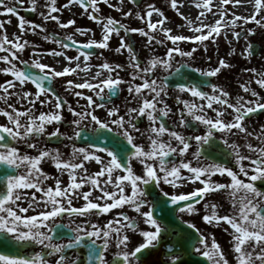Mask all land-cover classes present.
<instances>
[{
    "label": "snow or ice",
    "instance_id": "1",
    "mask_svg": "<svg viewBox=\"0 0 264 264\" xmlns=\"http://www.w3.org/2000/svg\"><path fill=\"white\" fill-rule=\"evenodd\" d=\"M242 2L252 6L251 14L239 15L226 7L230 3L240 5ZM100 3L121 11L119 5L124 0H118L117 4H111L110 0H66L59 7L57 0H46V11H40L39 15L44 21H55L60 29H67L75 21L69 19L62 22L59 15L54 13H60L74 4L79 5L89 19L100 25L99 39L77 41L72 34H68L66 40L70 43H66L54 34H44L42 39L57 44L60 48L58 51L55 48L38 50L34 42L23 39L25 33L36 34L37 30L46 32L43 24L19 15L17 5L23 7L25 0H16L15 4L0 0V14L16 15L19 30V34L14 33L9 38L5 24L11 21H0V74L11 77L0 83V101L6 105L0 107V115L7 118V123L0 124V165L12 170L11 173L5 171L0 180V245L16 249L15 252L0 250V264H80V257L69 256L67 251L81 248L86 250L85 264H141L146 252L158 249L164 242L163 238L169 234V224L173 222L171 217L176 214H180L182 223L189 230H194L191 238L195 243L189 247L185 239L181 238L175 241L178 247L172 243L165 244L168 260L163 264H183L185 253L199 255L208 264H229L214 234L209 242L208 236L196 224L183 220V214L201 213V202V220L206 225L221 226L223 222L230 226L235 264H264V188L258 187V182H264V125L261 126V132L255 135L259 145H253L247 138L254 134L245 124L251 114L264 111V97L251 87L255 83L264 89V71L244 69L253 75L241 83L240 88L254 99L239 95L233 101L229 91L208 79L217 77L223 69L231 66L223 57L218 60L216 67L193 68L187 60L175 67L177 55L194 58V53L201 47L207 52L206 41L211 40L215 44L221 35L229 44L242 36L247 40L245 32L251 35L255 29H243V25L251 21L264 27V0H218L217 3L200 0L195 3L199 11L194 20L185 17L192 35L173 33L171 28L165 26L168 18L164 12L151 3L136 13L137 18L145 24V27L139 28L101 15ZM132 3H138V0H132ZM180 3L184 4L185 0H180ZM29 7L31 11H37L38 0H29ZM170 7L181 16L184 15L180 13L178 0H170ZM154 13L158 17L156 20H153ZM122 15L129 17L132 10L122 11ZM184 26L181 24L178 27ZM238 27L242 30L237 31ZM86 31L91 32L75 28V32L81 35ZM131 33L146 37L145 47L168 42L171 46L162 56L152 55L142 61L134 45L126 40ZM229 33L232 39H229ZM113 35L118 38L115 52L126 51L127 64H113L107 60L95 66L89 64L93 55L91 50L108 49ZM157 35L162 38L157 39ZM181 42H192L193 47L184 50ZM71 47L76 48V55L69 56L64 51ZM251 48L249 43L244 50L248 56L252 55ZM26 49L31 50L28 59L21 55ZM45 56L56 58L55 63H60L59 58L62 57L63 66L58 69L53 64L43 62ZM208 59L211 60V57ZM184 68L199 73L201 80L178 81L175 84L178 93H187L192 97L181 99L179 94L176 95V102L182 105L178 109V124L180 128L203 125L205 131L202 134L189 136L179 130H170L163 120L172 112L165 99L169 95V78H182L181 69ZM161 70L167 75L161 76ZM120 71H127L129 78L121 77ZM81 73L84 78L79 82L73 79L64 81L69 94L85 101L81 105L77 99V108L58 95L51 85L56 78L73 74L80 76ZM28 83L34 86L35 91L25 90ZM121 85L127 86V92L137 106L127 108V119L115 105L107 108V119H100L95 110L111 102L112 97L122 90ZM204 87L210 91H204ZM84 89L90 94L82 91ZM12 96H16V103L27 106L21 109L9 103ZM37 103L42 107L51 105V110L37 114ZM214 104L217 107H213ZM65 109L72 116L68 125L73 129L72 134L62 133L58 126L47 132L49 125H59L64 121ZM229 109L231 118L225 119ZM208 110L214 116H209ZM142 118L149 122L145 130L148 134L147 147L136 143L133 135L140 132L137 122ZM84 121H88V125H84ZM89 126L95 136L90 138L86 147H77L75 141L81 139L82 132ZM109 132H115L116 136L110 138V144L101 145L100 137H107ZM165 134L167 142L161 139ZM240 134L245 137L244 144L236 140L230 142V137ZM45 135L49 140L63 136L72 141L66 145L70 148L66 159L59 149L38 148L37 143L29 142ZM217 140L234 159L235 170L218 160H209L204 155L209 150H215ZM13 141L27 144L31 149L38 148V154L21 153ZM45 159L53 163L60 176L67 174V183L43 170L41 162ZM133 159L143 166L139 174L132 167ZM244 161H248V164ZM89 162H95L99 166L98 171L90 172L86 167ZM217 175H226L227 182L215 180ZM49 179L54 181L53 184L46 183ZM197 182L200 186L191 191H178L182 185H195ZM162 184L171 186L173 191L164 190ZM86 185L88 188L84 191ZM25 190L34 191L29 193ZM94 192L99 195L94 196ZM217 192L227 193L231 202L230 214H219L218 205L206 199L209 194ZM22 200L27 201L26 207L18 203ZM74 200H82L83 203L77 206ZM125 208L131 209L135 215H128L123 210ZM114 209L119 211L110 219L102 223L83 219L80 224L70 228V235L57 239V229L69 227L60 222L65 215L101 217ZM158 210L161 215H157ZM30 212L33 214H28ZM141 224L146 227L140 228ZM223 230L227 232L228 228ZM130 233H138L142 237L141 242L130 247ZM37 245L40 250L34 251L32 255L20 252V249ZM110 247L114 248L111 259L107 258Z\"/></svg>",
    "mask_w": 264,
    "mask_h": 264
},
{
    "label": "rangeland",
    "instance_id": "2",
    "mask_svg": "<svg viewBox=\"0 0 264 264\" xmlns=\"http://www.w3.org/2000/svg\"><path fill=\"white\" fill-rule=\"evenodd\" d=\"M46 0H38V7L37 11H35L36 15L34 18H26L23 13V9L30 8L29 7V0H25V4L23 7H20L17 5L18 10H19V15L24 16L26 20L33 21L35 23H41L44 25V28L46 32H40V30H37L36 34L32 33H25L23 36V39H27L30 42H34L37 45L38 50H47V49H57L58 51L60 50L59 46L55 44L52 41H45L42 39V36L44 34H50V32H54L58 34L59 36H63L66 38L68 34H72L73 38L77 41H86L89 38H95L99 39L101 37V31H100V25H98L96 22L92 21L91 19L88 18L87 15L84 14L83 9L79 5H70L68 8L63 9L60 13H54L58 14L60 17V20L62 22H66L69 19H73L75 21L74 25H70L67 29H60L55 21H44L42 17L39 15L40 11H46L44 9V3ZM200 2V0H185V3L190 7L191 11L188 16L183 15L181 16L180 14L177 13V11L171 9L170 7V0H142V2L139 5H135L132 3V0H124V3L122 5H119L121 8V11H116L115 8L109 7L107 5H104L103 3H100V8H101V15L104 16H111L113 18H116L120 20L121 23L127 24L129 27H145V24L143 21L139 20L136 16L137 12H141L142 10L145 9L146 4H153L154 7L161 9L165 16L168 18L165 23H169L170 27L173 30V33L176 34H184V35H192L193 33L188 30L187 27V19H192L196 17L198 14V9L195 7V3ZM218 0H213V3H217ZM6 3L8 4H15L16 0H6ZM66 3V0H57V6H61ZM111 4H117L118 0H110ZM226 7L232 8L233 11H235L239 15H249L252 13L250 11V8L252 7L251 5H246L244 2H242L240 5H233L229 4ZM131 9L132 10V15L129 17H124L122 15V11H127ZM180 9V8H179ZM241 9H243L241 11ZM215 10V9H214ZM91 11V9H89ZM181 13V11H180ZM158 17L154 13L153 14V20H156ZM259 18V16L257 17ZM5 20H10V24H5V28L7 31V35L9 38L13 37V34H19L18 30V19L17 16L14 14H9V15H4L0 14V21H5ZM209 20H211V16H209ZM242 23V22H238ZM184 24L185 26L183 28L178 27L179 25ZM80 27L81 29L84 30H91V32H85V34L81 35L80 33L75 32V28ZM247 28H253L255 29L254 34L248 35L245 32V35L248 36L247 40L243 38V36L239 40H233L231 44L227 43V41L224 39L223 35L218 37L217 42L214 44L211 42V40L206 41L208 45V50L207 52L204 51V49L201 47L199 48L195 53H194V58H182L179 57L178 55L175 57V67H177L181 62H184L187 60L188 63L194 64V63H199L200 68H208V67H216L218 64V60L223 57L228 63L231 65L227 69H223L220 74H218L217 77L212 78L211 81L212 83L219 84L221 87H223L225 90L229 91L231 94V97L234 101L236 96L239 95H244L246 99H254L250 95L244 93L242 89L240 88V84L246 82L248 79L252 77V73L245 72L244 69H251V68H256L258 72L264 71V27H260L259 25H256L254 22H249L245 25H243V29ZM237 31H241L242 29L238 27L236 29ZM121 35H124L123 32H121ZM132 37L134 38L135 41V48L138 50V56L141 58L143 61L146 60L148 57L152 55H163L164 52L166 51L167 47L171 46V43L168 42L165 45H159L153 43L151 47H145L146 44V37L141 36L138 33H131ZM162 38L160 35H157V39ZM229 39H232L231 33H229ZM126 40H130L129 38H126ZM253 42L259 43L263 49L260 52V55H254V56H248L245 53V48L246 46L250 43L252 44ZM118 46V38L113 35V38L110 40V47L108 49H100L99 53H93L91 56L90 60L88 61L89 64L91 65H97L99 63H102L104 60L109 61L110 63H122V64H127V59H128V54L126 51H122L121 53H116L115 48ZM181 47L184 50H189L191 47H193L192 42H181ZM234 50V51H233ZM66 54L69 56L76 55V49H71L68 48L66 50ZM31 54L30 49H26L21 55L22 58L28 59ZM208 57H211V60L208 59ZM43 62L53 64L55 67L59 69V65L55 63L54 58L50 56H45L43 58ZM120 76L124 77L125 79H128V72L127 71H120ZM167 73L163 72V70L160 71V75H166ZM81 75V74H80ZM80 76H77L75 74L71 76H66L64 78H56L54 83L57 87V90L59 94L68 102L70 103L73 107H77L78 105L76 104L77 99L80 100V104L83 105L85 101L81 98H77L71 94H69L65 87H64V81L66 79H73L74 81H77V79ZM6 79H11L10 75L6 76L4 74H0V83H3ZM139 82V81H137ZM256 91L260 93L261 97H264V89L259 88L255 83L251 85ZM121 97L113 102H109L105 104L104 108H98L95 110V114L100 118V119H107V108L112 107L113 105L118 106L120 108V114L125 115L127 119V108L128 107H136L137 104L134 100L131 99L127 92V86L126 85H121ZM25 90H32L35 91L34 86L31 83H28L25 86ZM9 91H13V89H10ZM17 91V89H16ZM19 91V89H18ZM86 94H90L87 89L82 90ZM107 91V90H105ZM210 91V89H209ZM44 97L42 96L41 99ZM95 98V97H94ZM16 96H12L9 99V103H14L16 107L23 109L27 105L25 104H20L16 103ZM264 102V101H262ZM215 105V104H214ZM213 105V106H214ZM0 107H6L3 101H0ZM36 108V113L38 114L40 111H48L51 110V105H48L46 107H42L39 103L35 105ZM228 113L231 114V110H228ZM64 115V121L59 124V125H49L46 129L47 132H51L54 130L55 127H59L60 131L62 133H65L67 135H71L73 132V129L70 128L69 126L64 125V122H67L69 125V122L72 119V116L70 113L67 112L65 109L63 112ZM262 118L264 119V114L262 115ZM7 123V118L4 117L3 115H0V124H5ZM84 125H88V121L83 122ZM246 125L248 122L245 123ZM262 126V125H261ZM260 126V128H261ZM91 127V126H89ZM92 128V127H91ZM46 135L42 136L38 139L30 140L29 142H35L38 145V148H52V149H59L63 154V158H67V154L70 151L69 147H66V145H70L72 141H69L65 139V142L62 143L59 147H55L53 145H50L47 140H46ZM46 142V143H45ZM76 144V141H75ZM15 146L19 147L21 153H28L31 155H36L38 154V148L37 149H31L27 147V144L20 143L16 144ZM77 147L78 146L76 144ZM55 147V148H54ZM46 165L48 167H53V163L50 160L45 159ZM43 164V163H42ZM95 162H89L86 164L88 167L89 165H95ZM47 173V171H45ZM60 177V179L64 182L67 179V176ZM65 178V179H64ZM47 184H51L50 180L46 182ZM27 192H31L34 190H25ZM39 196V194L37 193ZM220 201V199H217ZM217 200L210 201L212 203L217 202ZM27 204V201H26ZM219 204L218 207L222 208L224 210H228L227 207L225 208L224 204L217 203ZM201 207V213L198 214H192L193 216H198L201 218V215L203 214V209H202V204L199 206ZM39 210V209H38ZM28 214H33L32 212ZM83 219H92L94 221L100 222L99 217H79L76 216V221L77 224H80Z\"/></svg>",
    "mask_w": 264,
    "mask_h": 264
},
{
    "label": "flooded vegetation",
    "instance_id": "3",
    "mask_svg": "<svg viewBox=\"0 0 264 264\" xmlns=\"http://www.w3.org/2000/svg\"><path fill=\"white\" fill-rule=\"evenodd\" d=\"M171 93L168 95V97H166V102L169 105V107L172 109V112L169 113L168 117H164L163 120L165 122L166 127H168L170 130H179L182 131L185 135H194V134H202L205 131V128L203 125H199L198 127L195 128H180L179 124H178V120H179V111L178 109L182 107V105H179L176 100L175 97L176 95H180L181 99H192V97L190 96V94L187 93H178L177 89H171L170 90ZM174 92V93H173ZM213 107H217V105H214ZM264 114H256V115H251L250 117L246 118V122H248V124L246 125V127L248 128L249 131L253 132V136L252 137H248L247 140L248 142L252 143L253 145H259V141L257 139H255V135L259 134L261 132V125H264V119L262 118V115ZM208 115L209 116H214V113L211 110H208ZM231 118V114L230 113H226L225 114V119H230ZM190 119V118H189ZM148 121L146 118H142L141 120H139V122H137V126L140 129L139 133H133V135L135 136V142L139 143V144H144L147 147L148 144V134L145 131L146 128L148 127ZM195 123V122H194ZM161 139H163L164 141H168V137L167 134H165ZM231 140H236L237 143L239 144H244L245 142V137L243 136V134H240L238 136H233L230 137V142ZM173 145H175V141L172 142ZM217 147L215 148L214 151H207L205 152V156L208 157L209 160H216V157L220 158L222 161H220L221 163L226 164L229 167H233L235 170V166H234V159L228 154L227 150L222 146L221 142L219 140H217ZM194 150V147L193 149ZM245 152V154H248L246 152V150H243ZM100 155H104L103 153H98ZM189 156V154H186ZM106 158V157H105ZM202 162H203V157H202ZM244 163L247 165L248 161H244ZM87 167V166H86ZM132 167L134 169V171L139 174L142 170V165L140 164L139 161L133 159L132 161ZM89 171L90 172H95L98 171L99 166L97 164L95 165H89L88 166ZM44 170V169H43ZM46 171V170H44ZM47 173L50 176H54V177H61L59 175V172L57 171V169L53 166V167H49V170L47 171ZM66 174V173H65ZM67 176V174L65 175ZM65 179V178H64ZM215 180H217L218 182H227L228 178L225 176L221 177L219 175L214 177ZM246 179V178H245ZM50 183L53 184V180L49 179ZM66 181H64L63 183H67L68 182V176L67 179H65ZM199 183L197 182L195 185L192 183H188L186 185H182L178 191L181 192H188L191 191L194 187H199ZM161 187L164 188V190L172 192L173 189L171 188V186L169 185H164L162 184ZM258 187L260 188H264V182H258ZM88 186L86 185L84 187V191H87ZM127 190V189H126ZM158 191V190H157ZM40 195V193H38ZM95 195H99L98 192H94L93 194ZM206 199L209 201H213V200H217L220 199V201L217 200V203H221L224 204L225 208L227 207L228 210H224L223 207L221 208L220 211H218L219 214H230L231 212V202L227 197V193L226 192H217L215 194H209V196L206 197ZM18 203L21 204V206L26 207V201H18ZM73 203L77 206H79L80 204L83 203L82 200H74ZM201 204H203V202H201ZM219 206V204H218ZM128 215H135L134 212H132L131 209L125 208L123 209ZM119 211V209H114L112 210L111 213L105 215V216H101L99 217L100 222H104L107 219H110L111 216L116 212ZM162 213L159 212V210L157 211V215H161ZM171 220L173 221L172 223L169 224V234L167 236H165L163 238L164 242L161 244V246L153 251H149L146 252L141 260V264H163V262L168 260V254H167V250L165 248V244L167 243H172L174 247H178V245L175 244V241L181 238H184L186 243L189 245V247L195 243V240L192 239V234L194 230H189L187 228V225L183 224L181 219H180V214H176L174 216L171 217ZM183 220H188L191 223H194L197 225V227L201 230V232L205 233L208 238H209V242L211 239V236L214 234L215 238L217 240V242L221 245L222 250L225 252L226 254V258L229 261V264H235V256L234 253L232 252V242H231V228L230 226H228L227 224H224L223 222H221V226H209L206 225L200 217H196L193 215H188V214H183ZM98 221V220H97ZM61 223H63L64 225H68L69 227H65V228H58V236L57 239L59 240L61 237L66 238L68 235L71 234L70 232V228L71 227H75V225H77V221H76V216H67L65 215L62 219V221H60ZM146 226L141 224L140 228H145ZM224 228H228V231L225 232L223 229ZM131 235V243H130V247L133 245H136L137 243L141 242L142 237L138 234V233H130ZM40 250V246H33V247H27L25 248V250L23 251L25 255H32L34 251H39ZM114 251V248L109 249V252L107 254V258L111 259V253ZM67 254L69 256H79L80 257V264H85V258H86V250L81 248L79 250H68ZM193 259H195L197 261V263L195 264H208V261L199 256V255H192V254H187L185 253L183 256V264H193L192 261Z\"/></svg>",
    "mask_w": 264,
    "mask_h": 264
},
{
    "label": "water",
    "instance_id": "4",
    "mask_svg": "<svg viewBox=\"0 0 264 264\" xmlns=\"http://www.w3.org/2000/svg\"><path fill=\"white\" fill-rule=\"evenodd\" d=\"M141 1H142V0H138V3H136V4H139ZM25 12H26V15H27V16H30V17H33V16H34V12L31 11V10H27V11H25ZM59 39H60V38H59ZM61 40H63V41L66 42V43H70L69 41H67V40H65V39H62V38H61ZM132 44L134 45L133 41H132ZM261 49H262V48L260 47V45H258L257 43H253L252 48H251V52H252L253 55H254V54H258V53L260 52ZM91 51H92V52H93V51L95 52V51H97V50L92 49ZM181 72H182V78H181V77H177V76H172V77L169 78V82H168V86H169V87H170V86H175V84H176L178 81H179V82H184V81H186L185 78H183L184 76L189 77V79H190L191 82H200V80H201L199 74L196 73V72H194V71H192L191 68H184V69H181ZM51 87L55 90V88L53 87V83H52ZM55 92H56V90H55ZM56 93H57V92H56ZM117 96H118V95L113 96L112 99L115 98V97H117ZM94 136H95V133H93V132H89V131L85 130L84 132H82L81 139L78 140V143H81V144H87V143L90 142V138H91V137H94ZM115 136H116L115 133H113V132H109L107 137H103V136L100 137V143H101V145H104L105 143L110 144V143L112 142L110 138H111V137H115ZM61 139H62V137L59 136V137H53V138H52L51 140H49V141L55 143V142H60ZM12 143H13V142H12ZM5 171H8L9 173L12 172L11 169H6L5 166L0 165V180L3 179V174H4ZM0 250H4V251H13V252L16 251V249H14V248L9 249L7 246H3V245H0ZM193 264H194V263H193Z\"/></svg>",
    "mask_w": 264,
    "mask_h": 264
},
{
    "label": "bare ground",
    "instance_id": "5",
    "mask_svg": "<svg viewBox=\"0 0 264 264\" xmlns=\"http://www.w3.org/2000/svg\"><path fill=\"white\" fill-rule=\"evenodd\" d=\"M244 4L248 5L247 3H244ZM178 7L180 8L181 13H183L184 15L188 16L189 14H191V13H190L191 9H190V7L187 5V3H184V4L181 5L180 0H178ZM242 10H243V9H241V11H242ZM250 11H252V7L250 8ZM165 26L171 28L168 22L165 23ZM171 29H172V28H171ZM55 59H56V58H54V61H55ZM59 59H60V63H57V65H59V68H60V67L63 66L64 61H63V58H62V57L59 58ZM94 66H95V65H94ZM92 71H93V72L95 71V67H93ZM82 78H84V74H83V73H81L80 77L77 79V82L81 81ZM17 91H18V89H17Z\"/></svg>",
    "mask_w": 264,
    "mask_h": 264
}]
</instances>
